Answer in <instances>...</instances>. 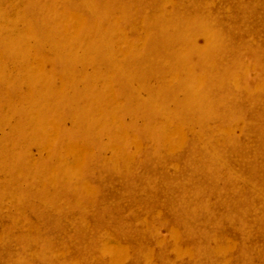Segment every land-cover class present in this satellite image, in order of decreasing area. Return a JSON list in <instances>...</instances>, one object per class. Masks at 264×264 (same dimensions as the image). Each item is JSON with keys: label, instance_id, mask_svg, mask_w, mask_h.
<instances>
[{"label": "rangeland", "instance_id": "obj_1", "mask_svg": "<svg viewBox=\"0 0 264 264\" xmlns=\"http://www.w3.org/2000/svg\"><path fill=\"white\" fill-rule=\"evenodd\" d=\"M0 264H264V0H0Z\"/></svg>", "mask_w": 264, "mask_h": 264}]
</instances>
